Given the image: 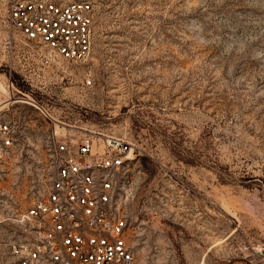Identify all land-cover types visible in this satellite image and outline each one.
<instances>
[{"label": "rangeland", "instance_id": "rangeland-1", "mask_svg": "<svg viewBox=\"0 0 264 264\" xmlns=\"http://www.w3.org/2000/svg\"><path fill=\"white\" fill-rule=\"evenodd\" d=\"M92 2L89 55L44 68L0 0V264L89 132L132 144L134 264H264V0Z\"/></svg>", "mask_w": 264, "mask_h": 264}, {"label": "built area", "instance_id": "built-area-1", "mask_svg": "<svg viewBox=\"0 0 264 264\" xmlns=\"http://www.w3.org/2000/svg\"><path fill=\"white\" fill-rule=\"evenodd\" d=\"M6 11L9 26L42 67L89 55L92 0H7ZM13 133L8 122L0 123V150L11 146ZM50 150V182L20 214L27 229L10 246L14 264H134L125 210L132 144L89 132Z\"/></svg>", "mask_w": 264, "mask_h": 264}]
</instances>
